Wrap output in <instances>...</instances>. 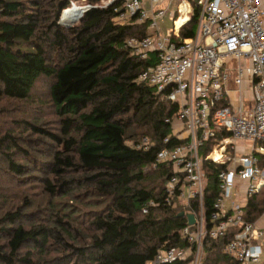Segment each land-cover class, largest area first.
Wrapping results in <instances>:
<instances>
[{"label": "trees", "instance_id": "obj_1", "mask_svg": "<svg viewBox=\"0 0 264 264\" xmlns=\"http://www.w3.org/2000/svg\"><path fill=\"white\" fill-rule=\"evenodd\" d=\"M71 1L0 0V264H144L158 248L187 246L179 214L199 210L197 200L168 205L171 163L154 165L181 142H164L179 107L138 80L154 59L125 41L147 25L120 20L117 2L84 0L92 7L66 27L58 20ZM196 22L180 37L194 36ZM224 167L203 161L207 221ZM263 212L264 185L244 218ZM236 230L203 238V264H238L222 251Z\"/></svg>", "mask_w": 264, "mask_h": 264}, {"label": "built area", "instance_id": "obj_2", "mask_svg": "<svg viewBox=\"0 0 264 264\" xmlns=\"http://www.w3.org/2000/svg\"><path fill=\"white\" fill-rule=\"evenodd\" d=\"M116 2L120 4L119 10L116 8L120 20L147 25V35L125 41L133 55L154 59L151 66L140 72L138 80L158 93L165 92L167 99L179 107L172 119H166L172 129L164 142L170 136L181 142L162 148L154 163L172 166L165 202L171 207H189L191 201L199 202L197 212L187 211L194 215L195 223H186L182 229L188 245L158 248L153 260L144 264L185 260L189 264H203L206 255L203 238L219 239L232 228L238 230L223 246V253L238 264H262L264 226L258 220L244 218L246 200L264 185L261 0H102L94 6L106 7ZM174 2L176 6L172 8ZM75 5L71 1L61 11L60 22L63 23V13ZM77 6L80 15L66 21L67 24L77 21L92 7L87 3ZM194 15L197 18L194 36L181 38V28ZM165 18L172 22V28L162 32L160 22ZM245 83L253 98L246 102L241 95ZM219 132L227 137H218ZM210 140L211 150L200 153ZM239 141L258 146L246 153L237 146ZM215 150H219L218 157L213 156ZM204 160L225 165L217 173L218 193L208 221L202 206L206 185Z\"/></svg>", "mask_w": 264, "mask_h": 264}, {"label": "rangeland", "instance_id": "obj_3", "mask_svg": "<svg viewBox=\"0 0 264 264\" xmlns=\"http://www.w3.org/2000/svg\"><path fill=\"white\" fill-rule=\"evenodd\" d=\"M76 2V5H84L85 4V1L84 0H76L75 1ZM175 6H176V2H174L173 4H172V8H175ZM61 15V14H60ZM60 17V16H59ZM68 20V19H67ZM79 20V19H78ZM78 20L77 21H74V22H69V26L70 25H72V24H74V23H77L78 22ZM58 22L61 24V25H63V26H66L65 24H67V22H60L59 20H58ZM160 25H161V31L162 32H164L165 30H167V29H169V28H172V22L170 21V20H167L166 18L165 19H163V20H161V22H160ZM68 27V26H67ZM173 39H178V38H175V37H173ZM44 88H45V86H44ZM43 88V93H41V94H43V96H44V94H45V90L46 89H44ZM241 95H242V98L244 99V102H246V100H249L250 99V101L251 100H253V98H252V92L250 91V90H248V85L245 83V85L242 87V91H241ZM250 105H252L253 103L251 102V103H249ZM248 105V104H247ZM246 105V106H247ZM237 146L239 147V148H242V149H244V151L246 152V153H250V151L252 150V149H254V147L255 146H258V143H251V142H249V141H239V142H237ZM211 147V146H210ZM229 149V148H228ZM255 149H256V147H255ZM200 153H202V151L200 150ZM229 153H231L230 152V150H229ZM204 170V169H203ZM204 174H205V172H204ZM205 184H206V179H205ZM264 223V215L262 216V218H261V221H260V225L261 224H263Z\"/></svg>", "mask_w": 264, "mask_h": 264}, {"label": "bare ground", "instance_id": "obj_4", "mask_svg": "<svg viewBox=\"0 0 264 264\" xmlns=\"http://www.w3.org/2000/svg\"><path fill=\"white\" fill-rule=\"evenodd\" d=\"M80 12H81L80 7H78L77 5L71 7L70 9L66 10L63 13V22L76 19L80 15ZM213 156L218 157L219 156V150H215L213 152Z\"/></svg>", "mask_w": 264, "mask_h": 264}, {"label": "water", "instance_id": "obj_5", "mask_svg": "<svg viewBox=\"0 0 264 264\" xmlns=\"http://www.w3.org/2000/svg\"><path fill=\"white\" fill-rule=\"evenodd\" d=\"M67 26H69V24H67L66 27ZM179 215H181V216L185 215L186 216L187 224L192 225L195 223V217L192 213H188V212L185 213L184 211H182V212H180Z\"/></svg>", "mask_w": 264, "mask_h": 264}, {"label": "crops", "instance_id": "obj_6", "mask_svg": "<svg viewBox=\"0 0 264 264\" xmlns=\"http://www.w3.org/2000/svg\"><path fill=\"white\" fill-rule=\"evenodd\" d=\"M260 3H261V4H260V5H261V8H262V10H263V12H264V0H261ZM263 24H264V14H263ZM230 95H231V96H234L233 93H231V92H230ZM261 218H262V215H261V217L258 219V224H259V225H260ZM260 226H264V223L261 224Z\"/></svg>", "mask_w": 264, "mask_h": 264}]
</instances>
